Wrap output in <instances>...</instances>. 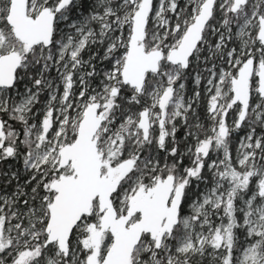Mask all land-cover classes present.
<instances>
[{"label": "snow or ice", "instance_id": "obj_1", "mask_svg": "<svg viewBox=\"0 0 264 264\" xmlns=\"http://www.w3.org/2000/svg\"><path fill=\"white\" fill-rule=\"evenodd\" d=\"M0 264H264V0H0Z\"/></svg>", "mask_w": 264, "mask_h": 264}]
</instances>
